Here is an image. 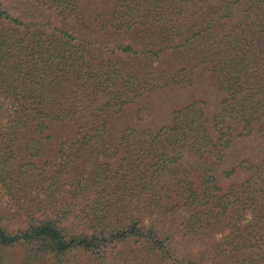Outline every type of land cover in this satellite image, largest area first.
<instances>
[{
	"label": "trees",
	"instance_id": "1",
	"mask_svg": "<svg viewBox=\"0 0 264 264\" xmlns=\"http://www.w3.org/2000/svg\"><path fill=\"white\" fill-rule=\"evenodd\" d=\"M0 264H264V0H0Z\"/></svg>",
	"mask_w": 264,
	"mask_h": 264
},
{
	"label": "rangeland",
	"instance_id": "2",
	"mask_svg": "<svg viewBox=\"0 0 264 264\" xmlns=\"http://www.w3.org/2000/svg\"><path fill=\"white\" fill-rule=\"evenodd\" d=\"M10 209L8 198L3 189L0 188V212Z\"/></svg>",
	"mask_w": 264,
	"mask_h": 264
}]
</instances>
